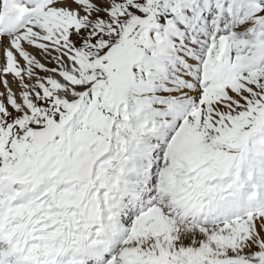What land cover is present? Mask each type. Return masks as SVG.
Masks as SVG:
<instances>
[{"label":"snow or ice","instance_id":"snow-or-ice-1","mask_svg":"<svg viewBox=\"0 0 264 264\" xmlns=\"http://www.w3.org/2000/svg\"><path fill=\"white\" fill-rule=\"evenodd\" d=\"M0 264H264V0H0Z\"/></svg>","mask_w":264,"mask_h":264}]
</instances>
